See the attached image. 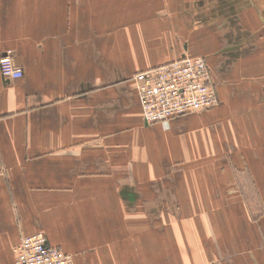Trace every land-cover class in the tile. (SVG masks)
<instances>
[{"label":"crops","instance_id":"1","mask_svg":"<svg viewBox=\"0 0 264 264\" xmlns=\"http://www.w3.org/2000/svg\"><path fill=\"white\" fill-rule=\"evenodd\" d=\"M0 264H264V0H0ZM183 56L217 107L146 122L136 73ZM224 157V158H223Z\"/></svg>","mask_w":264,"mask_h":264},{"label":"built area","instance_id":"2","mask_svg":"<svg viewBox=\"0 0 264 264\" xmlns=\"http://www.w3.org/2000/svg\"><path fill=\"white\" fill-rule=\"evenodd\" d=\"M0 68L3 77L9 80L24 75L11 51L0 57ZM134 80L145 120L150 125L169 127L175 119L213 109L220 103L208 61L203 56H183L138 72ZM14 254L15 264H74L73 255L51 245L42 231L22 237L14 247Z\"/></svg>","mask_w":264,"mask_h":264},{"label":"flooded vegetation","instance_id":"3","mask_svg":"<svg viewBox=\"0 0 264 264\" xmlns=\"http://www.w3.org/2000/svg\"><path fill=\"white\" fill-rule=\"evenodd\" d=\"M208 65H209V64H208ZM209 69H210V72H211V79H212V82H213V84L215 85L214 74H213V71L211 70L210 66H209Z\"/></svg>","mask_w":264,"mask_h":264},{"label":"rangeland","instance_id":"4","mask_svg":"<svg viewBox=\"0 0 264 264\" xmlns=\"http://www.w3.org/2000/svg\"><path fill=\"white\" fill-rule=\"evenodd\" d=\"M189 115H192V114H189ZM189 115H188V116H189ZM181 118H182V117H181ZM181 118H179V119H181ZM176 120H178V119H176ZM176 120H173V121H176ZM223 158H224V157H223Z\"/></svg>","mask_w":264,"mask_h":264}]
</instances>
